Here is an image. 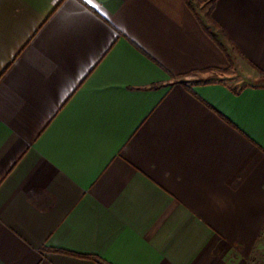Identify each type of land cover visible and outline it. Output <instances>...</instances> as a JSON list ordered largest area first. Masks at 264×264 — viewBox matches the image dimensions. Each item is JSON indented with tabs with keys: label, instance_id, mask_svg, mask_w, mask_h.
Returning <instances> with one entry per match:
<instances>
[{
	"label": "crops",
	"instance_id": "0c3cea01",
	"mask_svg": "<svg viewBox=\"0 0 264 264\" xmlns=\"http://www.w3.org/2000/svg\"><path fill=\"white\" fill-rule=\"evenodd\" d=\"M263 230L264 0H0V264H245Z\"/></svg>",
	"mask_w": 264,
	"mask_h": 264
},
{
	"label": "rangeland",
	"instance_id": "374dc122",
	"mask_svg": "<svg viewBox=\"0 0 264 264\" xmlns=\"http://www.w3.org/2000/svg\"><path fill=\"white\" fill-rule=\"evenodd\" d=\"M228 73L231 77L237 79L240 85H244L241 71L229 69ZM245 264H264V230L260 236L257 247Z\"/></svg>",
	"mask_w": 264,
	"mask_h": 264
}]
</instances>
